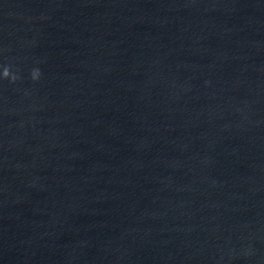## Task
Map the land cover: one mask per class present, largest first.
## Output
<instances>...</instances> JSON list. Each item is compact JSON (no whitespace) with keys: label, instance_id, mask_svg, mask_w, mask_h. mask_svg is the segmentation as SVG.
<instances>
[{"label":"water","instance_id":"water-1","mask_svg":"<svg viewBox=\"0 0 264 264\" xmlns=\"http://www.w3.org/2000/svg\"><path fill=\"white\" fill-rule=\"evenodd\" d=\"M0 264H264V0H0Z\"/></svg>","mask_w":264,"mask_h":264}]
</instances>
